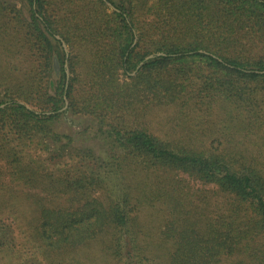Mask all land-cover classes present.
<instances>
[{"label": "trees", "instance_id": "16d2710c", "mask_svg": "<svg viewBox=\"0 0 264 264\" xmlns=\"http://www.w3.org/2000/svg\"><path fill=\"white\" fill-rule=\"evenodd\" d=\"M26 2L30 20L20 22L0 0V23L15 19L22 41L45 61L46 78L57 80L49 81L53 94L39 102V113L17 101L28 96L17 83L0 99V159L15 181L36 192L28 201L33 244L24 264H92L94 249L108 264H155L139 219L142 204L154 202L172 209L162 232L171 244L168 264H216L234 255H242L235 264H264V0ZM56 35L70 50L89 46L80 101L74 57L65 58ZM158 52L164 55L143 61ZM120 73L129 81L118 84ZM35 76L28 90L37 94L43 87ZM143 100L216 108L224 119L220 147H180L145 127L106 119L122 118ZM68 111L94 118L105 149L68 147L69 137L52 128ZM147 172L158 180L149 191ZM180 175L210 186L223 200L222 214L211 217L207 204L188 209ZM9 228L0 221V251H14Z\"/></svg>", "mask_w": 264, "mask_h": 264}, {"label": "rangeland", "instance_id": "374dc122", "mask_svg": "<svg viewBox=\"0 0 264 264\" xmlns=\"http://www.w3.org/2000/svg\"><path fill=\"white\" fill-rule=\"evenodd\" d=\"M6 1L13 6L20 22L30 20V6L26 0ZM105 5L108 7V12L113 11L107 3ZM14 20L5 24L0 23V99L3 97V90L6 88L11 89V85L17 83L18 86L24 88L23 92L28 91V96L21 93L20 95L23 98L17 101L24 104L28 109L39 113V102H44L49 95L53 94L51 86L56 84L57 79L53 74L50 75L49 79L46 78L44 75L45 61L42 56L36 55L37 52L33 54L28 44L22 41L23 32ZM3 29H6V32H2ZM134 35L135 43L137 41L136 32ZM14 36L17 38L16 40ZM56 37L61 39L64 44V48L62 45L61 48L65 58L74 57L77 72L80 76L79 82L75 84L74 96L80 101L88 89L86 67H88L89 62V46L76 45L70 50L60 36L56 35ZM140 66V63H138L135 71L128 73V75L133 77ZM31 72L34 80L37 79L35 74L41 77L43 90L37 94L28 90ZM64 72L67 84L68 79L71 77L67 61L64 63ZM49 81L52 84L51 86ZM128 81L127 75L121 73L118 75V84ZM180 104V102H177L154 106L143 100L141 103L135 102L130 113L124 114L122 118L118 115L110 116L107 114L106 119H113L129 128L145 127L149 133L159 139L180 147L191 146L197 149H204L205 147L217 149L220 147L222 140L218 137L221 132L220 127L224 125L222 114L216 108L208 111L202 106L201 110H198L193 109L191 104L184 107ZM67 105L68 101L65 99L60 111L64 110ZM49 113V111H43L45 116H49ZM94 126L93 117L84 114H72L69 111L52 124L54 132L69 137L68 147L70 149L75 151L90 149L92 152L98 153L105 148L103 147L104 142L96 137ZM247 146L251 147V144ZM254 147L255 145L252 149ZM7 170L6 164L0 159V221L10 227L14 242V251H10L6 246L0 251V264H24L25 259L28 258V249L33 244L31 221L33 212L28 201L29 196L36 192L15 181ZM143 175L146 179V190L155 189L158 180L154 177L153 172L143 173ZM178 179L183 181L182 185L188 196L187 206L188 201L191 203L188 209L193 207L203 208L207 204V206L209 205L208 210L211 211V217L214 218L215 215L222 214L223 200L215 191H211L210 186L205 187L183 175L178 176ZM141 181L143 182V180ZM171 211L172 209L166 203L142 204L139 219L146 234L143 243L147 245L149 251L147 256L154 260L155 264H168L167 253L171 250V244L168 243L170 240H166L162 236V232L168 228L169 222L167 221ZM35 244L37 243L35 242ZM92 252H94V255L88 257L92 264H108L109 260L106 257L100 256L98 253L95 254V249ZM241 256L221 257L216 264H235L242 259Z\"/></svg>", "mask_w": 264, "mask_h": 264}, {"label": "water", "instance_id": "95a60500", "mask_svg": "<svg viewBox=\"0 0 264 264\" xmlns=\"http://www.w3.org/2000/svg\"><path fill=\"white\" fill-rule=\"evenodd\" d=\"M107 4H108V3H107ZM108 5H109V7H110L112 10H114V8H113L110 4H108ZM56 39H58V40L60 41L62 47L64 48V44H63V42L61 41V39H59L58 37H56ZM161 55L163 56L164 54H163V53H155V54H151V55L146 56V57L144 58L143 61L148 60V59H151V58L156 57V56H161ZM141 64H142V62H140V65H141ZM54 68H55L56 71L58 70V67H57L56 62H54ZM64 100H65V98H64ZM65 106H66V104H65Z\"/></svg>", "mask_w": 264, "mask_h": 264}]
</instances>
